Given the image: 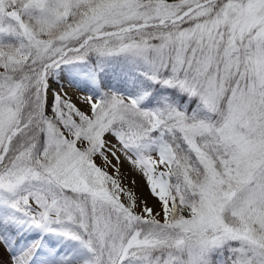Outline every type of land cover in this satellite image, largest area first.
<instances>
[{
  "label": "snow or ice",
  "instance_id": "obj_1",
  "mask_svg": "<svg viewBox=\"0 0 264 264\" xmlns=\"http://www.w3.org/2000/svg\"><path fill=\"white\" fill-rule=\"evenodd\" d=\"M0 264H264V0H0Z\"/></svg>",
  "mask_w": 264,
  "mask_h": 264
},
{
  "label": "rangeland",
  "instance_id": "obj_2",
  "mask_svg": "<svg viewBox=\"0 0 264 264\" xmlns=\"http://www.w3.org/2000/svg\"><path fill=\"white\" fill-rule=\"evenodd\" d=\"M67 82H68V77H67V74L64 73L61 75V79L57 82H55L54 86H58V85H67ZM5 259H7V254H5Z\"/></svg>",
  "mask_w": 264,
  "mask_h": 264
},
{
  "label": "bare ground",
  "instance_id": "obj_3",
  "mask_svg": "<svg viewBox=\"0 0 264 264\" xmlns=\"http://www.w3.org/2000/svg\"><path fill=\"white\" fill-rule=\"evenodd\" d=\"M137 179H139V178H137ZM140 184H141V186L143 185V181L142 180L140 181ZM141 191H142V188H141ZM150 203H151V201H150Z\"/></svg>",
  "mask_w": 264,
  "mask_h": 264
}]
</instances>
